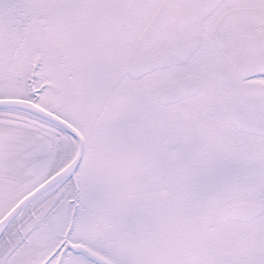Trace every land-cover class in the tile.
Returning <instances> with one entry per match:
<instances>
[{"label":"snow or ice","instance_id":"obj_1","mask_svg":"<svg viewBox=\"0 0 264 264\" xmlns=\"http://www.w3.org/2000/svg\"><path fill=\"white\" fill-rule=\"evenodd\" d=\"M0 264H264V0H0Z\"/></svg>","mask_w":264,"mask_h":264}]
</instances>
